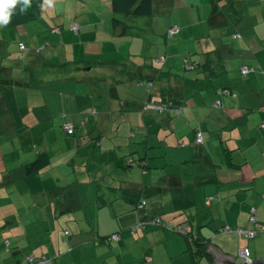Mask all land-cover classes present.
<instances>
[{"label":"crops","instance_id":"obj_1","mask_svg":"<svg viewBox=\"0 0 264 264\" xmlns=\"http://www.w3.org/2000/svg\"><path fill=\"white\" fill-rule=\"evenodd\" d=\"M236 2L158 0L152 16L132 17L112 0H54L42 17L0 27V79L26 108L29 133L25 151L0 143V212L13 209L0 220V264L29 254L52 264H190L196 242L154 226L132 231L154 218L188 223L207 242L201 264L238 263L244 247L264 258V233H220L254 230L253 209L264 226V0ZM12 126L0 86V130ZM42 154L50 166L30 174ZM117 232L119 241H104Z\"/></svg>","mask_w":264,"mask_h":264},{"label":"trees","instance_id":"obj_2","mask_svg":"<svg viewBox=\"0 0 264 264\" xmlns=\"http://www.w3.org/2000/svg\"><path fill=\"white\" fill-rule=\"evenodd\" d=\"M156 1H158V0H112V7H113L114 12L119 13V14H123L126 16L149 17V16H152V14H153V7H154V4ZM42 4H43L42 0H32L31 7L27 8L23 13L20 12V8L22 6L17 5V7L14 9L13 15L11 17V22L6 26L7 27H16V26L23 25L27 22H30V21H33V20H36V19L42 17V15H43V9L41 8ZM236 4H237L236 0H232V4L230 5L231 8H235ZM234 10H236V9H234ZM114 23L115 24L120 23L121 25L123 24V26L125 25V23L118 18L114 19ZM22 46H24V45L22 44L20 46L21 55H20L19 59H20V61H25V56L28 53V49L25 46H24V49H22ZM162 57L165 58V61L160 60ZM160 59L156 60V62H160V63L166 62L167 58H166V56H161ZM241 72H242V70H241ZM242 75L247 76V75H244L243 73H242ZM0 86L2 88L4 95L6 96V99L8 102V109L11 111L12 116H14L16 118V124H17L18 128L20 130H25V127L23 126L22 118L25 117L24 113L27 112L26 108H19V104H18L17 98H16L15 89H14V87H12V85L9 84V81L7 79H0ZM221 90H227L228 93L220 94L219 91H221ZM219 91H218V95H220V96H232L233 95L232 90H230L229 88H222ZM218 101H220V104L218 106V108H219L222 106V101L221 100H218ZM163 106L165 107V109H167L169 107H173L172 104L163 105ZM263 124H262V127H263ZM74 133H75V128H74V132L72 134H69V135H73ZM196 136H197V134H196ZM203 143H204V141H203ZM196 145H201V144H196ZM48 166H50V159L46 154H42L38 157V159L29 168V172H30V174L31 173L37 174V173L45 170L46 168H48ZM3 184L4 183H1V185H3ZM210 201H211V199H210ZM142 202L140 204H138V210L141 212L146 208V201H144L145 202L144 205L142 204ZM255 213H256V210H255ZM255 213L253 214V216H255ZM251 217H252V212H251L250 219H249L250 222H252ZM255 224H256L255 225L256 227L254 230H251L247 226L246 227H239V228H244L246 230L255 231L256 236H254L252 238L238 235L235 232V229H239L238 227L232 228V227L226 226V227H223L220 229V233L221 234H234L240 239L254 240L258 237V235L260 233H264V226L258 224V221L255 222ZM149 226H154L157 228H162V229H166V230L175 232L177 234L184 236L188 240L196 242L197 244H199L198 245L199 249H196L194 251V255H192L190 264H201V259L206 254L205 244L207 242L205 240H203L202 238H198V237L196 238V236H192L191 231H190L191 228H190V225L188 223L187 224L184 223L181 225L174 226L171 222H165L160 218H154L150 221V223H146V222L141 221L140 224L132 227V231L133 232H138L139 230L145 231L148 229ZM186 226H188V228H186ZM228 230H230V231H228ZM69 234H70L69 231L65 232V236H68ZM117 236H118V239H115V237H117ZM121 236H122V233L117 232L115 234H112L110 237L106 238V240H104V241H113V242L119 241L121 239ZM3 248L5 250L8 249V252L14 251V249H13L14 247L13 248L11 247L8 240L7 241L4 240ZM245 248L250 250V255L252 258H254L253 253L249 247H244L241 249H245ZM238 256H239V252H238ZM30 257H33V259H34L33 262L29 261ZM43 259L49 260L50 264H52V261L50 258H47L45 256L42 257L39 254H38V256L35 254L26 255L21 260L20 263L21 264H41V261ZM241 261L242 260L239 258V262H241Z\"/></svg>","mask_w":264,"mask_h":264},{"label":"built area","instance_id":"obj_3","mask_svg":"<svg viewBox=\"0 0 264 264\" xmlns=\"http://www.w3.org/2000/svg\"><path fill=\"white\" fill-rule=\"evenodd\" d=\"M72 28H73V30H78V28H77L76 26H73ZM178 31H179V28L175 26V27H173V28L170 30V34H171V35H175L176 33H178ZM22 49H24V46H22ZM160 60H161V61H165V58L162 57ZM251 71H252V69H250L249 67H243V68H242V73H243L244 75H248ZM219 93H220V94H226V93H228V91H227V90H221V91H219ZM219 104H220V101H217V102L215 103V106L218 107ZM157 109L163 111V110L165 109V107H164V106H158ZM263 127H264V124H263ZM64 129H65V131H66L68 134H72V133L74 132V126H73V124L70 123V122H66V123H65V125H64ZM203 141H204V138H203L202 134H201V133H198V134H197V137H196V144H202ZM209 202H210V201H209ZM142 204L144 205L145 202L143 201ZM254 213H255V210L253 209V211H252V217H251V221H252V223L257 222L256 217L253 216ZM186 228H188V226H186ZM228 231H230V230H228ZM235 232H236L238 235H240V236H246V237H250V238L256 236V232H255V231L246 230V229H244V228L235 229ZM115 239H118V236L115 237ZM239 258L242 260L241 262H246V261H247V263H249V262H251V261L253 260V258H252L251 255H250V250L247 249V248H245V249H241V250L239 251ZM33 260H34L33 257H30L29 261L33 262ZM41 264H50V261L47 260V259H43V260L41 261Z\"/></svg>","mask_w":264,"mask_h":264},{"label":"rangeland","instance_id":"obj_4","mask_svg":"<svg viewBox=\"0 0 264 264\" xmlns=\"http://www.w3.org/2000/svg\"><path fill=\"white\" fill-rule=\"evenodd\" d=\"M53 8H54V6H52V7H50V10H53ZM68 10H71V11H73V7L71 6V5H69L68 6V8H67ZM201 11H203V9L201 10ZM173 39V38H172ZM5 124V123H4ZM17 125V124H16ZM25 132V130H20L19 128H16V126H14V128H13V126H12V128L11 129H9L8 130V128H6V129H2V130H0V143L1 142H4V141H6V138L9 140V144L10 145H8V143L7 144H5V146L7 147H9L10 146V148H12V149H15V151H16V153H17V149H18V151H25L26 150V147H29V144L28 143H25L26 141H25V138L29 135V133H24ZM12 135H15V138H13V140H12ZM6 137V138H5ZM29 139H31V138H29ZM16 166H17V168H21V167H19L17 164H16ZM17 180H13L14 181V184H12V185H10V186H15V187H17V188H19V186L21 185L20 183H17V181H24L23 180V176H21V177H17L16 178ZM0 180L1 181H3V177H2V175L0 174ZM17 209L15 210L16 211V213H22L23 212V207H25V206H21V205H16L15 206ZM6 209V210H5ZM8 208L6 207V208H4L1 212H0V220L2 219V217H5L6 215H11L10 213H11V211L13 210V209H8ZM232 235V234H231ZM0 262H2V256H1V254H0Z\"/></svg>","mask_w":264,"mask_h":264},{"label":"clouds","instance_id":"obj_5","mask_svg":"<svg viewBox=\"0 0 264 264\" xmlns=\"http://www.w3.org/2000/svg\"><path fill=\"white\" fill-rule=\"evenodd\" d=\"M32 0H0V27H4L11 22L14 9L17 5H21L20 12L23 13L27 8L31 7ZM54 0H43L41 8L52 7Z\"/></svg>","mask_w":264,"mask_h":264},{"label":"water","instance_id":"obj_6","mask_svg":"<svg viewBox=\"0 0 264 264\" xmlns=\"http://www.w3.org/2000/svg\"><path fill=\"white\" fill-rule=\"evenodd\" d=\"M234 264H264V258H260V259H253L251 262L247 263L246 262H234Z\"/></svg>","mask_w":264,"mask_h":264}]
</instances>
